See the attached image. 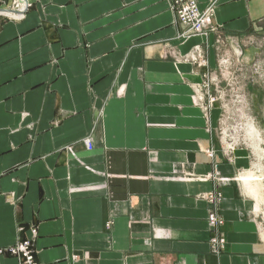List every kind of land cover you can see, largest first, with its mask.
<instances>
[{
    "label": "crops",
    "instance_id": "1",
    "mask_svg": "<svg viewBox=\"0 0 264 264\" xmlns=\"http://www.w3.org/2000/svg\"><path fill=\"white\" fill-rule=\"evenodd\" d=\"M13 1L0 0V247L34 228L38 264H264L262 181L247 150L225 157L209 106L217 41L263 32L264 0H199L216 31L189 38L170 0H24L19 19Z\"/></svg>",
    "mask_w": 264,
    "mask_h": 264
},
{
    "label": "rangeland",
    "instance_id": "2",
    "mask_svg": "<svg viewBox=\"0 0 264 264\" xmlns=\"http://www.w3.org/2000/svg\"><path fill=\"white\" fill-rule=\"evenodd\" d=\"M259 33L250 41L238 42L242 55L237 58L232 54L235 65H227L220 69L216 67L214 72L217 74L219 85L217 88L216 83H213L209 92L214 95L213 98L219 99L214 107H217L219 112V125L226 131V139L231 144L245 142L246 147L237 149L248 151L254 169L252 174L256 172L255 177L261 178L264 177V31ZM226 44L217 46L224 49V61L231 55L228 52L230 46ZM249 49L252 52L251 57L247 53ZM232 58L229 59L230 63ZM246 127H249V132ZM251 128L257 130L258 134H252L258 138L250 136ZM219 146L221 148L220 142ZM263 206L264 200L259 209L262 212ZM262 219L264 220V215Z\"/></svg>",
    "mask_w": 264,
    "mask_h": 264
},
{
    "label": "built area",
    "instance_id": "3",
    "mask_svg": "<svg viewBox=\"0 0 264 264\" xmlns=\"http://www.w3.org/2000/svg\"><path fill=\"white\" fill-rule=\"evenodd\" d=\"M20 0H14L12 4V9L18 12V16L15 18L19 19L22 16V13L24 12L25 8L22 5V3H19ZM171 2V10L174 11L176 14L178 22L183 26L184 28V35L183 37L189 38L191 36H206L208 32H215L216 29L212 27V17H213V3L210 6H207L204 10H199V0H170ZM23 6V8H22ZM228 44L230 46V56L227 57V60H223L225 52L224 49L219 48V55H218V62H217V68L220 69L222 67H226L227 65L234 64L235 58H232V54H234L237 58H239L241 54L240 44H238L239 40L236 38H232L228 40ZM218 45L221 46L224 45V42L217 41ZM222 48V47H221ZM232 58V63L229 60ZM221 59V60H220ZM235 65V64H234ZM233 65V67H235ZM216 83V86L218 88L219 81L218 78L214 81ZM217 92V91H216ZM219 99L213 98L210 100V105L213 106L214 104L218 103ZM249 127H246V130L248 131ZM252 129V128H251ZM250 130V129H249ZM219 142L221 147H224L225 149V157L228 159V161L232 160V154L235 151V149L239 147H246L245 142L237 143L233 142V144L230 143L229 140H227L226 131H223L222 128L219 125ZM237 143V145H236ZM83 144L85 145V148L88 152H91L93 150V141L91 137H87L83 139ZM235 144V145H234ZM208 156L211 159H214L215 153L213 151H209ZM215 170L217 169L216 165L214 166ZM260 174L259 172H257ZM263 184L264 189V177L260 178ZM221 184H227L228 180L226 178H220ZM264 207V206H263ZM260 220L262 225L264 226V220L263 215L264 212L260 211L258 212ZM209 225L213 228L216 225H221L222 220L216 216L215 214H211L208 218ZM30 236L26 240H20L16 241L13 245L7 246V247H0V258L4 257H12L15 258L18 262V264H38L33 251L32 242L37 236V232L34 228H31L29 230ZM211 250L214 254H217L220 252L225 244L224 238H216L213 239L211 242Z\"/></svg>",
    "mask_w": 264,
    "mask_h": 264
},
{
    "label": "bare ground",
    "instance_id": "4",
    "mask_svg": "<svg viewBox=\"0 0 264 264\" xmlns=\"http://www.w3.org/2000/svg\"><path fill=\"white\" fill-rule=\"evenodd\" d=\"M22 8H23V6H22ZM6 15H8V13L6 14ZM10 16V15H9ZM252 124V123H251ZM249 126V125H248ZM254 128V127H253ZM248 132H249V130H248ZM252 133H256V134H258V132H257V130L255 131V129H251V132H250V136H252L253 134ZM253 137L254 138H258V136L257 135H253ZM255 147V146H254ZM258 148V147H257Z\"/></svg>",
    "mask_w": 264,
    "mask_h": 264
},
{
    "label": "water",
    "instance_id": "5",
    "mask_svg": "<svg viewBox=\"0 0 264 264\" xmlns=\"http://www.w3.org/2000/svg\"><path fill=\"white\" fill-rule=\"evenodd\" d=\"M24 0H20L19 3H22Z\"/></svg>",
    "mask_w": 264,
    "mask_h": 264
}]
</instances>
